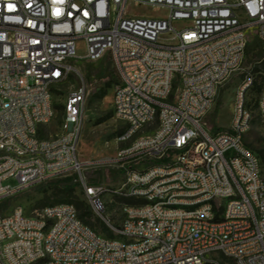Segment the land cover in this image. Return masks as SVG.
Listing matches in <instances>:
<instances>
[{
    "label": "built area",
    "instance_id": "built-area-1",
    "mask_svg": "<svg viewBox=\"0 0 264 264\" xmlns=\"http://www.w3.org/2000/svg\"><path fill=\"white\" fill-rule=\"evenodd\" d=\"M131 1L168 16H129ZM252 34L264 43V0H0V204L75 175L100 217L105 197L143 202L122 205L113 238L73 205L16 208L0 216V264H264V165L246 142L253 79L228 131L204 122ZM106 56L120 80L113 113L126 126L116 189L81 177L84 86L67 95L61 132L46 136L77 63ZM257 110L264 126V86Z\"/></svg>",
    "mask_w": 264,
    "mask_h": 264
},
{
    "label": "rangeland",
    "instance_id": "rangeland-1",
    "mask_svg": "<svg viewBox=\"0 0 264 264\" xmlns=\"http://www.w3.org/2000/svg\"><path fill=\"white\" fill-rule=\"evenodd\" d=\"M126 14L137 18L160 19L168 16V11L161 8L142 6L131 1L126 9ZM176 28L183 26L177 23ZM80 47V46H79ZM79 53L83 50L79 48ZM78 74H74L71 80L61 86L54 97L57 108L55 121L46 129V136L55 137L61 132L63 122V107L67 95L80 87L87 90L86 110L84 117V127L79 143V157L85 163L81 177L87 186H102L109 189L119 188L124 179V172L116 165L118 152L127 144L118 142V135L126 127L124 123L117 120L113 113V94L120 80L115 66L109 56L94 63L79 61L77 63ZM264 43L255 34L251 35L248 50L245 55L243 66L229 82L219 91L215 106L204 122L213 132L228 131L233 119L234 107L237 103L240 88L249 80L253 79L254 85L246 92L247 110L252 113V127L246 136L248 145L258 153H264V126L262 125L257 107L260 92L257 86H264ZM108 82L111 87L108 88ZM106 91V96L99 100L95 96ZM112 114V118L102 124H98L107 115ZM155 126L145 130L149 133ZM264 165V162H263ZM140 170L143 168H139ZM73 185L75 195L80 202L91 206L85 197L80 176L75 175ZM61 180V179H60ZM6 184L16 185V181L10 180ZM49 183L33 187L23 193L0 204V216H7L16 208H23L28 215L42 210L44 204H51L57 198L51 197L48 191V199H45L44 192L48 190ZM106 210L100 217L93 211V218L90 224H97V220L102 221L113 234L112 227L117 228L123 222L122 204L117 198L105 197ZM105 220V221H104ZM98 233L108 236L99 228L92 227Z\"/></svg>",
    "mask_w": 264,
    "mask_h": 264
},
{
    "label": "trees",
    "instance_id": "trees-1",
    "mask_svg": "<svg viewBox=\"0 0 264 264\" xmlns=\"http://www.w3.org/2000/svg\"><path fill=\"white\" fill-rule=\"evenodd\" d=\"M248 50V48H247ZM264 80V78H263ZM254 85V82H253ZM107 87L110 88L111 84L108 82ZM257 90L261 93L262 88H260L259 86H257ZM106 96V91H103L102 93L98 94L97 96H95V99H103ZM58 108V107H57ZM112 114L107 115L105 118H103V120L99 121L98 124H102L108 120H110L112 118ZM125 129L123 131H121L118 135V138L121 137L123 135V133L125 132ZM262 161L264 162V153L260 152L259 153ZM73 178L72 177H66V178H62L60 179H55V180H51L47 183H45L46 185L49 183V188L48 190H46L44 192L45 195V199H48V191H51V197L57 198L56 201H54L51 204H44L42 206L43 208L49 207V206H56V205H63V204H69V205H73L77 212L78 215L80 217V219L82 220V222L89 226V227H96L99 228L100 230H102L103 232L107 233L108 237L113 238V234H111V232L109 231V229L105 226V224L100 221L97 220V224L92 225L90 224V221L93 218V210L91 208V206H87L85 203L80 202L78 197L75 195V186L73 185ZM117 200L123 205H137V204H141L143 202L141 201H136V200H132V199H123V198H119L116 197Z\"/></svg>",
    "mask_w": 264,
    "mask_h": 264
}]
</instances>
